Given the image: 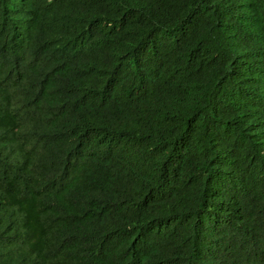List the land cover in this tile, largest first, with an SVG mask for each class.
<instances>
[{
  "label": "trees",
  "instance_id": "trees-1",
  "mask_svg": "<svg viewBox=\"0 0 264 264\" xmlns=\"http://www.w3.org/2000/svg\"><path fill=\"white\" fill-rule=\"evenodd\" d=\"M0 264H264V0H0Z\"/></svg>",
  "mask_w": 264,
  "mask_h": 264
}]
</instances>
